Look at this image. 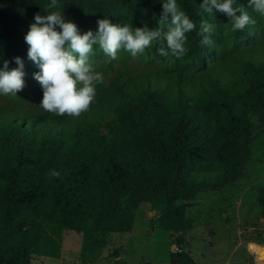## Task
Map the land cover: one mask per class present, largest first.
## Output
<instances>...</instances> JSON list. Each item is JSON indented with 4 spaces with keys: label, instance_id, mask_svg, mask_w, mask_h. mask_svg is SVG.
Returning <instances> with one entry per match:
<instances>
[{
    "label": "trees",
    "instance_id": "1",
    "mask_svg": "<svg viewBox=\"0 0 264 264\" xmlns=\"http://www.w3.org/2000/svg\"><path fill=\"white\" fill-rule=\"evenodd\" d=\"M163 2L59 0L49 11H62L80 34L103 18L151 30L160 27ZM202 2L178 0L197 24L181 58L159 55L155 44L115 59L97 47L91 63L103 82L90 109L69 117L39 106V69L24 39L51 0H0V69L5 60L18 67L20 57L26 73L16 96L0 94V264H32L29 244L46 228L81 234V260L91 263L109 234L132 231L142 204L156 209L151 229L186 235L190 202L242 180L257 133L264 135V16L236 0L256 24L225 35L229 18L201 13ZM203 19L216 24L211 46L200 43ZM256 203L264 214V189ZM169 263L195 264L182 250ZM114 264L125 263L116 256Z\"/></svg>",
    "mask_w": 264,
    "mask_h": 264
},
{
    "label": "clouds",
    "instance_id": "2",
    "mask_svg": "<svg viewBox=\"0 0 264 264\" xmlns=\"http://www.w3.org/2000/svg\"><path fill=\"white\" fill-rule=\"evenodd\" d=\"M60 7L59 0H51L45 8L48 14L37 13L24 38L29 46L28 59L39 69L33 74L43 89L39 106L59 116L79 117L93 104L95 85L103 82V74L97 72L91 63L97 47L115 59L120 50L136 57L155 44L159 55L166 57L170 51L181 58L189 51L187 34L197 28L178 0H164L158 28L150 30L145 24L133 29L131 24L121 26L103 18L97 20L95 32L89 30L84 34H80L77 24L65 21L62 11H49ZM199 7L201 13L209 16L219 12L229 18L225 35L228 31L238 32L256 24L244 7L236 5V0H203ZM248 7L264 16V0H249ZM215 30V23L204 19L200 22L201 46L212 45ZM14 59L18 67L10 69V61L5 60L0 69V94L5 96H16L25 87L24 62L20 57ZM48 174L57 178L61 175L55 169Z\"/></svg>",
    "mask_w": 264,
    "mask_h": 264
},
{
    "label": "rangeland",
    "instance_id": "3",
    "mask_svg": "<svg viewBox=\"0 0 264 264\" xmlns=\"http://www.w3.org/2000/svg\"><path fill=\"white\" fill-rule=\"evenodd\" d=\"M256 55L262 58L261 51ZM261 189L264 135L257 133L242 180L222 192L203 191L188 204L187 217L192 228L186 235L151 229L156 209L142 204L136 211L132 231L109 234L95 261L81 260V234L46 228L29 244L31 263L114 264L118 256L125 264H170V254L182 250L195 264H257L264 261L252 246L264 248V214L256 203ZM177 236H183L181 246L175 242ZM49 242L54 243L49 251L38 248Z\"/></svg>",
    "mask_w": 264,
    "mask_h": 264
},
{
    "label": "water",
    "instance_id": "4",
    "mask_svg": "<svg viewBox=\"0 0 264 264\" xmlns=\"http://www.w3.org/2000/svg\"><path fill=\"white\" fill-rule=\"evenodd\" d=\"M182 241H183V236H177V237L175 238V242H176L177 244H181ZM249 246H250V245H249ZM252 246H253V250H255L256 252H258V254H259V256H260L261 258H264V248L258 247V246H256V245H252ZM257 264H264V261H263V260H260V261H258Z\"/></svg>",
    "mask_w": 264,
    "mask_h": 264
}]
</instances>
